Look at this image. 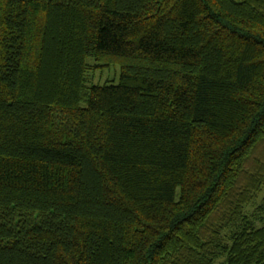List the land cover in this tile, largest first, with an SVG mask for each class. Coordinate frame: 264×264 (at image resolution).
<instances>
[{
    "label": "trees",
    "instance_id": "trees-1",
    "mask_svg": "<svg viewBox=\"0 0 264 264\" xmlns=\"http://www.w3.org/2000/svg\"><path fill=\"white\" fill-rule=\"evenodd\" d=\"M0 264H264V0H0Z\"/></svg>",
    "mask_w": 264,
    "mask_h": 264
},
{
    "label": "rangeland",
    "instance_id": "rangeland-1",
    "mask_svg": "<svg viewBox=\"0 0 264 264\" xmlns=\"http://www.w3.org/2000/svg\"><path fill=\"white\" fill-rule=\"evenodd\" d=\"M120 75V68L119 66H112L109 69H106L105 71H97L92 78V81L95 83H102L109 79H117ZM258 204V203H257ZM255 209V206L250 208V211H253Z\"/></svg>",
    "mask_w": 264,
    "mask_h": 264
}]
</instances>
